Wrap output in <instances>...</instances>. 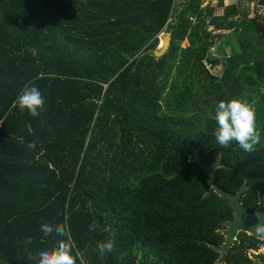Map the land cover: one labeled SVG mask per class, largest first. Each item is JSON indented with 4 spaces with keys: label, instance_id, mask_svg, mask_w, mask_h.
I'll return each instance as SVG.
<instances>
[{
    "label": "trees",
    "instance_id": "16d2710c",
    "mask_svg": "<svg viewBox=\"0 0 264 264\" xmlns=\"http://www.w3.org/2000/svg\"><path fill=\"white\" fill-rule=\"evenodd\" d=\"M203 4L0 0V264H35L28 238L33 254L56 246L60 238L40 231L44 221L67 225L76 264L264 259L248 257L263 242L241 232L218 262L213 247L225 244L236 216L220 195L205 197L207 176L195 159L220 160L216 186L234 197L246 186L241 203L257 212L264 25L254 14L264 0ZM161 34L170 42L157 58ZM221 66L222 75L211 72ZM25 85L45 98L39 117L14 104ZM232 99L256 113L261 142L252 154L215 143V106ZM93 221L100 229L90 232ZM110 239L114 247L101 257L97 242Z\"/></svg>",
    "mask_w": 264,
    "mask_h": 264
},
{
    "label": "clouds",
    "instance_id": "9594fccd",
    "mask_svg": "<svg viewBox=\"0 0 264 264\" xmlns=\"http://www.w3.org/2000/svg\"><path fill=\"white\" fill-rule=\"evenodd\" d=\"M14 104L21 113L27 111L30 116L39 117L45 109V98L37 87L25 85ZM214 119L216 128L213 135L217 145L228 148L235 143L239 149L248 154L257 150V145L261 142V132L257 130L256 113L250 104L239 99L221 100L215 106ZM27 148L29 151H34L36 142L28 143ZM98 229L100 225L95 221L89 226L90 232ZM101 230L112 233L110 225H105ZM257 230L264 231V224H258ZM40 231L45 237L55 234L60 239L57 240L56 246L35 254L27 247L32 242L31 238L26 239L25 251L29 259L34 260L35 264H76L73 255L74 244L69 237L66 224L44 221L40 224ZM114 243V239L97 242L96 250L103 257L105 253L112 251Z\"/></svg>",
    "mask_w": 264,
    "mask_h": 264
},
{
    "label": "water",
    "instance_id": "95a60500",
    "mask_svg": "<svg viewBox=\"0 0 264 264\" xmlns=\"http://www.w3.org/2000/svg\"><path fill=\"white\" fill-rule=\"evenodd\" d=\"M163 40V48L154 52V55L157 58L162 57L163 54L169 48L170 37H164ZM195 159L197 165L200 166V168L204 171L207 176L209 190L205 194V197L209 196L210 194L220 195L224 200L229 203V205L233 208L235 212V220L226 223L227 229L224 230V234L226 235L225 244L221 247H213L216 252L221 254L220 259H218V262L224 263L225 256H227L229 249L237 242V235L239 233L244 232L257 239L264 240V231L257 230L258 224H264V198L260 194L259 208L256 213L250 214L241 203L242 196L247 190L246 186H244L238 192V195L236 197L225 193L216 186L215 182V172L217 168H220V160H217L214 163L208 165L206 162H203L200 159L198 154H195ZM261 264H264V261H262Z\"/></svg>",
    "mask_w": 264,
    "mask_h": 264
},
{
    "label": "rangeland",
    "instance_id": "374dc122",
    "mask_svg": "<svg viewBox=\"0 0 264 264\" xmlns=\"http://www.w3.org/2000/svg\"><path fill=\"white\" fill-rule=\"evenodd\" d=\"M224 1L225 3V8L230 6L231 3L233 4V2H236V0H203L204 4H203V8H206V7H211V8H214L216 9L218 6H220L221 2ZM248 1V0H246ZM251 1V0H250ZM259 0H257L256 2H258ZM253 2V0H252ZM258 7H256L257 9ZM255 17H258L259 18V21L262 22V24L264 25V12H261V13H255L254 14ZM228 34V33H227ZM169 35H166V34H163L159 37V40H160V44H159V47L157 50L160 49L161 47V44L162 42L164 41L163 38L164 37H167ZM187 45L186 43L182 44V48H185ZM212 73H214L215 75H222L223 74V67H217L213 70H211ZM264 247V245H263ZM264 251V250H263ZM259 252H262V251H253V250H250L248 252V257L251 258V259H255V255Z\"/></svg>",
    "mask_w": 264,
    "mask_h": 264
},
{
    "label": "flooded vegetation",
    "instance_id": "af4514ba",
    "mask_svg": "<svg viewBox=\"0 0 264 264\" xmlns=\"http://www.w3.org/2000/svg\"><path fill=\"white\" fill-rule=\"evenodd\" d=\"M226 230V229H225ZM223 232H224V230H223ZM237 240H238V235H237ZM258 240H260V241H262L263 243L260 245V247H259V249L258 250H256V251H262V252H259V253H257L256 255L258 256V255H264V247H263V245H264V240H262V239H258ZM258 261H259V264H261V262L262 261H264V259H258Z\"/></svg>",
    "mask_w": 264,
    "mask_h": 264
},
{
    "label": "built area",
    "instance_id": "2783aa9c",
    "mask_svg": "<svg viewBox=\"0 0 264 264\" xmlns=\"http://www.w3.org/2000/svg\"><path fill=\"white\" fill-rule=\"evenodd\" d=\"M255 1H257V0H255ZM191 22L195 23V20L191 19ZM207 24H209V21L207 22ZM161 35H163V34H161Z\"/></svg>",
    "mask_w": 264,
    "mask_h": 264
}]
</instances>
